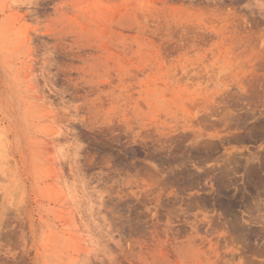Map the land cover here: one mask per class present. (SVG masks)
<instances>
[{"label": "rangeland", "instance_id": "1", "mask_svg": "<svg viewBox=\"0 0 264 264\" xmlns=\"http://www.w3.org/2000/svg\"><path fill=\"white\" fill-rule=\"evenodd\" d=\"M184 116L230 152L207 224L196 150L138 166ZM263 132L264 0H0V264H264Z\"/></svg>", "mask_w": 264, "mask_h": 264}, {"label": "bare ground", "instance_id": "2", "mask_svg": "<svg viewBox=\"0 0 264 264\" xmlns=\"http://www.w3.org/2000/svg\"><path fill=\"white\" fill-rule=\"evenodd\" d=\"M229 14V13H228ZM231 17V16H230ZM222 20V19H221ZM229 20V19H228ZM220 35V34H219ZM225 38V37H224ZM216 68V67H215ZM214 70V69H213ZM258 70V69H257ZM221 72V71H220ZM229 75V73H228ZM203 76V75H202ZM230 76V75H229ZM232 76V75H231ZM230 76V77H231ZM212 77V76H211ZM228 77V76H227ZM210 78V77H209ZM214 78V77H212ZM208 79V77H207ZM206 93V92H205ZM198 102V100H197ZM203 102V101H202ZM189 103V102H188ZM200 103V102H198ZM204 103V102H203ZM202 103V104H203ZM196 104V102H195ZM187 105V104H186ZM211 105V104H209ZM194 106V105H193ZM194 108V107H193ZM192 108V109H193ZM201 111V110H200ZM177 113V112H176ZM179 113V112H178ZM178 115V114H177ZM180 115V113H179ZM250 115V114H249ZM163 116V115H162ZM175 116V115H174ZM210 115H208L209 117ZM251 116V115H250ZM179 117V116H178ZM193 117V116H192ZM199 117V116H198ZM207 116L205 118H208ZM252 117V116H251ZM176 118V117H175ZM248 118V117H247ZM259 118V117H258ZM171 119V118H170ZM201 119V118H200ZM198 120V119H197ZM174 121V120H173ZM177 122L174 124V125H162V126H156L155 130L154 131H151L150 129L148 131H146V137L147 139L149 138L150 140V143H147V145L150 147V148H153L154 150H156L158 152L159 155H154L152 154L151 157L153 158V160L157 163V167L156 168H153L151 167L147 162H145L144 160H140L138 162V166L139 168H141L145 173H148L152 178L159 176V178L161 177L160 175H170L172 176V174L176 177L177 175H183L184 174V170H181V167L182 165H180L174 155V145L175 143H177L178 141H182L183 144L185 143V147L186 150L184 151H187V152H190L191 150H196V153L199 155V158L198 159H193V160H188L190 162H192V166L195 168L196 170V173L194 174V176H192V179L195 181L193 183H195V187L197 188V192L195 194H189L190 196V199L194 200L195 204L194 205H197V210H199V207L198 205L201 203L203 205H211L212 204V199L210 197L211 193L210 191L211 190H208V188H212L213 185H214V182L215 181H219L221 182L223 180V174L224 172H226V174H228L227 172L229 171H225V166H226V160H227V156L228 154L230 153H224L222 152V149H223V144L222 143V135L221 134H210V133H206L205 131L201 130V129H198L195 127V121L193 118L189 117V116H184V119H181V120H176ZM171 122V121H170ZM201 122V121H199ZM205 123V122H203ZM201 124V123H200ZM206 124H207V121H206ZM241 124V123H240ZM150 125V124H149ZM239 125V124H238ZM237 125V127H238ZM242 125V124H241ZM247 125H248V121H247ZM212 126V125H211ZM231 126V125H230ZM240 126V125H239ZM243 126V125H242ZM241 126V127H242ZM205 127V126H203ZM253 127V126H252ZM153 128V127H152ZM206 128V127H205ZM212 128V127H211ZM226 128V127H225ZM228 128V127H227ZM243 128V127H242ZM255 128V127H254ZM207 129H209L207 127ZM213 129V128H212ZM222 129V128H221ZM244 129V128H243ZM251 129V128H250ZM214 130V129H213ZM220 130V129H219ZM208 131V130H207ZM215 132V131H214ZM243 132V131H242ZM259 133V132H258ZM264 133V132H263ZM233 134V133H231ZM235 134V133H234ZM235 136V135H234ZM246 137V136H245ZM252 137V136H251ZM255 137V136H254ZM262 137V136H261ZM242 138V137H241ZM225 139V138H224ZM255 139V138H254ZM249 140V139H248ZM256 141V140H255ZM148 142V141H147ZM178 144V143H177ZM176 146V145H175ZM243 146V145H242ZM251 147V146H250ZM253 148V147H252ZM145 152L147 151H144V150H141V149H137V153L139 155H143L145 154ZM195 152V151H194ZM233 153V152H232ZM231 153V154H232ZM239 156L237 157H234L235 154H233L234 158L231 157L232 155H229L230 157H228V160L229 158H232V160L236 161V162H239L241 163L243 166H245L246 164H248L253 158H254V155L253 153L251 152V148H247L245 151L243 152H239ZM148 155V154H147ZM150 156V155H149ZM215 156V157H214ZM261 156V155H260ZM187 157V156H186ZM188 158V157H187ZM190 159V158H189ZM264 159V158H263ZM185 161V160H183ZM182 161V162H183ZM187 161V162H188ZM189 162V163H190ZM229 162V161H228ZM183 164V163H182ZM185 164V163H184ZM245 164V165H244ZM186 165V164H185ZM188 165V164H187ZM247 166V165H246ZM186 167V166H185ZM239 167V166H238ZM190 168V166H189ZM232 168V167H231ZM236 168V167H234ZM238 169V168H237ZM187 170V169H186ZM234 170V169H233ZM251 170V168L249 169V171ZM183 171V172H182ZM193 171V170H192ZM238 172V171H237ZM240 172V171H239ZM182 173V174H181ZM187 174L188 173H191V172H186ZM185 173V175L187 176V174ZM232 173V172H230ZM193 174V172H192ZM191 175V174H190ZM249 175V174H248ZM184 176V175H183ZM181 176V178L183 177ZM175 177V178H176ZM179 177V176H178ZM177 177V178H178ZM185 177V176H184ZM226 177V176H225ZM245 177V176H244ZM155 178V179H156ZM187 177H185L184 179H186ZM228 178V177H227ZM238 178V177H237ZM154 179V181H155ZM169 178L167 177V180ZM179 179V178H178ZM188 179V178H187ZM163 180V181H162ZM170 180V179H169ZM190 182H191V179H189ZM226 179H224L225 181ZM150 181V180H149ZM153 181V180H151ZM159 182L157 183H161L162 184L166 181L165 177H163V179L161 180H158ZM181 181V180H180ZM179 181V182H180ZM185 181V180H184ZM228 181V180H227ZM154 183V182H153ZM166 183V184H165ZM164 184L167 186L168 182H165ZM184 183V182H183ZM216 183V182H215ZM171 184V183H170ZM219 183H217L218 185ZM164 185V186H165ZM182 185V184H181ZM216 185V184H215ZM221 184H219V187H220ZM172 186V184H171ZM175 186V185H174ZM222 186V185H221ZM151 188V187H150ZM149 188V189H150ZM179 188V187H177ZM193 188V187H192ZM156 189V188H155ZM166 189V188H165ZM185 189H186V186H185ZM164 190V188H163ZM151 191V190H150ZM155 192H157V190H154ZM152 191V193L154 192ZM168 191V189L166 190ZM180 192V191H179ZM158 193V194H157ZM157 196L155 198H158V201L160 199H162L164 196L162 194H164L165 196H168L166 197V199H163V201H168V200H173L171 199L173 196V194H175V192H173V194H171V192H157ZM180 194V193H179ZM185 194V193H184ZM155 195V193H154ZM222 195V194H221ZM163 196V197H162ZM169 196H172V197H169ZM178 196V195H177ZM176 196V197H177ZM183 196V195H182ZM223 196V195H222ZM187 197V196H186ZM154 199V198H153ZM179 199V198H178ZM185 199V198H184ZM217 199H218V196H217ZM224 200V199H223ZM150 201V200H149ZM174 201V200H173ZM186 201V200H184ZM170 203V202H169ZM260 203V202H259ZM11 204V203H10ZM171 204V203H170ZM16 205V204H15ZM14 205V206H15ZM205 205V206H206ZM233 207V206H232ZM12 208V207H11ZM14 208V207H13ZM220 208V207H219ZM8 209V208H7ZM19 209V208H18ZM21 209V208H20ZM187 209V208H184V210ZM208 208H206L207 210ZM244 209V208H243ZM218 210V209H217ZM231 210V209H230ZM236 210V209H234ZM247 210V209H246ZM249 210V209H248ZM10 211V210H9ZM22 211V210H21ZM178 211V210H177ZM186 211V210H185ZM224 211V210H223ZM233 211V210H232ZM202 210H199L198 212H195V218L194 220L196 221V223H201V224H207V218H206V215L204 213H201ZM222 212V211H221ZM9 213V212H8ZM22 213V212H21ZM226 213V212H225ZM7 214V213H6ZM12 214V213H11ZM14 214V213H13ZM218 214V213H217ZM220 215V214H218ZM222 215V214H221ZM221 215L220 216H217V222L218 223H221L220 220H221ZM183 216V215H182ZM181 216V217H182ZM223 216V215H222ZM252 216V215H250ZM171 217V216H169ZM174 217V216H173ZM186 217V216H185ZM14 218V217H13ZM28 218V217H27ZM187 218V217H186ZM189 218V217H188ZM211 218V217H210ZM175 219V220H174ZM173 220V224H175L174 228H177L179 225L181 226L180 223H183L185 221H182V219H178L177 217L174 218ZM236 219V218H235ZM256 219V218H255ZM259 219V218H258ZM7 220V219H6ZM5 220V221H6ZM172 220V219H171ZM257 220V219H256ZM3 221V222H5ZM20 221V220H19ZM18 221V222H19ZM187 221V220H186ZM222 221V220H221ZM229 221V220H228ZM249 221V220H248ZM15 222V221H14ZM13 222V223H14ZM225 222V221H224ZM259 222V221H258ZM216 223V222H215ZM223 223V222H222ZM226 223V222H225ZM231 223V221L229 222V224ZM6 224V223H5ZM9 224V223H7ZM27 224V223H26ZM157 224V223H156ZM179 224V225H178ZM210 224V223H209ZM228 224V223H227ZM236 224H239L238 222H236ZM234 225V224H233ZM245 225V224H244ZM250 225V224H249ZM179 226V228H180ZM222 225L219 226V228L221 227ZM223 226H224V223H223ZM242 226V225H241ZM226 227V225H225ZM244 227V226H243ZM242 227V229H243ZM247 227V226H245ZM262 227V226H261ZM20 228V227H19ZM228 228V227H227ZM226 228V229H227ZM260 228V227H259ZM203 229V227H202ZM218 229V228H217ZM261 230V229H260ZM169 231V230H168ZM176 231V230H175ZM252 231V229H251ZM251 231H250V234H251ZM258 231V229H257ZM7 232V231H6ZM9 232V231H8ZM7 232V233H8ZM177 232V231H176ZM182 232V231H181ZM185 232V231H184ZM204 232V231H202ZM5 233V234H7ZM175 233V232H173ZM205 233V232H204ZM231 233V232H230ZM243 233V232H242ZM10 234V233H9ZM8 234V235H9ZM181 234V233H180ZM206 234V233H205ZM235 234V233H234ZM263 234V233H262ZM7 235V236H8ZM34 235V234H33ZM10 236V235H9ZM49 236V235H48ZM230 236V235H229ZM240 236V235H239ZM252 236V235H251ZM1 237V236H0ZM171 237V235H170ZM179 237V236H178ZM238 237V236H237ZM262 237V236H261ZM2 238H5V237H2ZM12 238H15V237H12ZM216 238V237H215ZM222 238V237H221ZM220 238V239H221ZM225 238V237H224ZM227 238V236H226ZM229 238V237H228ZM6 239V238H5ZM10 239V238H9ZM16 239V238H15ZM13 240L14 243L12 245H15V241L16 240ZM219 239V240H220ZM230 239V238H229ZM227 239V240H229ZM254 240V239H253ZM12 241V242H13ZM247 241V240H246ZM251 241V240H250ZM260 241V240H259ZM228 243H230L229 241H227ZM248 242V241H247ZM252 242V241H251ZM222 243V242H221ZM19 244V243H18ZM26 246V245H25ZM249 246V245H248ZM247 246V247H248ZM254 246V245H252ZM14 246H12L13 248ZM18 247L17 245L14 247L16 248ZM251 247V246H250ZM255 247V246H254ZM220 248V247H218ZM249 248V247H248ZM252 249V248H251ZM250 249V250H251ZM255 248H253L254 250ZM7 250V249H6ZM219 250V249H218ZM38 251V250H37ZM262 251V250H261ZM220 252V251H219ZM253 252V251H252ZM255 252V251H254ZM260 252V251H259ZM244 253V252H243ZM19 254V253H18ZM31 254V253H29ZM20 255V254H19ZM255 255V254H254ZM18 256V255H17ZM223 256V255H222ZM226 256V255H225ZM246 256V255H245ZM244 256V257H245ZM252 256V255H251ZM10 258V257H9ZM6 260V258H4ZM3 259V260H4ZM11 259V258H10ZM22 259V258H21ZM26 259V258H25ZM229 260V259H228ZM23 261V260H22ZM25 261V260H24ZM27 261V259H26ZM258 261V260H257ZM25 264V263H24Z\"/></svg>", "mask_w": 264, "mask_h": 264}]
</instances>
